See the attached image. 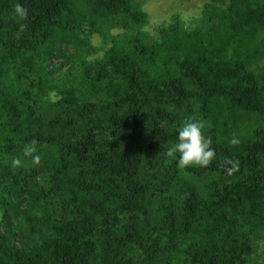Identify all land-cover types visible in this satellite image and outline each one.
Returning <instances> with one entry per match:
<instances>
[{
	"label": "trees",
	"instance_id": "trees-1",
	"mask_svg": "<svg viewBox=\"0 0 264 264\" xmlns=\"http://www.w3.org/2000/svg\"><path fill=\"white\" fill-rule=\"evenodd\" d=\"M148 1L0 0V264H264V0ZM188 120L208 167L168 155Z\"/></svg>",
	"mask_w": 264,
	"mask_h": 264
},
{
	"label": "clouds",
	"instance_id": "clouds-1",
	"mask_svg": "<svg viewBox=\"0 0 264 264\" xmlns=\"http://www.w3.org/2000/svg\"><path fill=\"white\" fill-rule=\"evenodd\" d=\"M15 13L21 20L26 19L28 15L27 10L19 4L15 7ZM206 127V122L202 120H188L179 129L177 142L168 152L170 157L179 154V158L175 160L179 167H208L215 160L216 152L212 146V140L204 134ZM230 143L232 145H238L239 140L233 138ZM23 155L24 157H30L33 164L40 163L41 156L38 154L37 142L35 140L25 145ZM12 164L13 167H22L20 159L13 160ZM225 164L231 165V167L225 169L228 175H231L239 167V162L231 159L226 160Z\"/></svg>",
	"mask_w": 264,
	"mask_h": 264
},
{
	"label": "rangeland",
	"instance_id": "rangeland-1",
	"mask_svg": "<svg viewBox=\"0 0 264 264\" xmlns=\"http://www.w3.org/2000/svg\"><path fill=\"white\" fill-rule=\"evenodd\" d=\"M206 0H149L143 7L149 16L148 31L154 33L157 27L166 24L173 15L178 14L185 24L192 25L201 14L202 4ZM69 51H72L69 48ZM58 59H53L52 64L57 65ZM256 255L259 261L264 262V252L260 250Z\"/></svg>",
	"mask_w": 264,
	"mask_h": 264
}]
</instances>
